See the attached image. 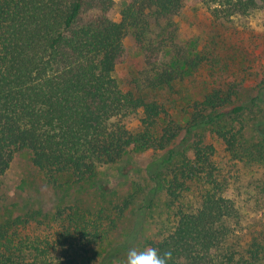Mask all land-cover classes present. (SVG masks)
Masks as SVG:
<instances>
[{"label":"trees","instance_id":"obj_1","mask_svg":"<svg viewBox=\"0 0 264 264\" xmlns=\"http://www.w3.org/2000/svg\"><path fill=\"white\" fill-rule=\"evenodd\" d=\"M190 4L207 15L191 44L170 20ZM115 8L116 0H0V180L22 150L60 185L64 176L87 182L136 148L149 153L152 192L128 235L98 256L128 200L63 204L44 219L11 217L10 208L0 215V264H115L159 192L170 225L144 247L170 252L168 264H264V62L251 66L256 94L241 99L247 57L229 36L264 0H122L118 21ZM128 36L140 58L124 84L116 72Z\"/></svg>","mask_w":264,"mask_h":264},{"label":"rangeland","instance_id":"obj_2","mask_svg":"<svg viewBox=\"0 0 264 264\" xmlns=\"http://www.w3.org/2000/svg\"><path fill=\"white\" fill-rule=\"evenodd\" d=\"M122 0H116L114 19L119 20V7ZM170 20L177 27V33L188 43H194L206 31L207 15L199 5L190 4L180 13L172 15ZM264 11L253 13L248 19L236 20L238 35L230 36L233 44L239 46L242 56L247 57L245 71L238 77L245 80L241 89V99H249L256 94L258 78L254 77V66L262 57L264 62V33L261 25ZM263 38L260 40V36ZM125 55L117 67V75L128 83L132 68L139 61V52L134 46L131 36L124 40ZM262 113V109L258 111ZM258 118V116H257ZM246 140L256 142L251 127L247 128ZM149 153L131 149L116 163L102 166L97 174L87 182L75 184L64 176L59 178L60 185L48 184L40 172L32 165L30 154L26 150L18 152L7 174L0 180V215L4 216L12 209L11 217L21 214L38 213L37 219H44L45 214L53 216L55 210L69 203H80L89 208H100L109 203L128 200L130 206L106 240L95 251L98 256L112 245L121 242L129 233L134 219V211L140 207L152 192L153 184L146 177L144 162ZM172 207L164 192L155 193L152 207L144 218V227L135 249H144V242L170 225ZM132 248V249H133ZM128 252V251H127ZM127 252L115 264H126Z\"/></svg>","mask_w":264,"mask_h":264},{"label":"clouds","instance_id":"obj_3","mask_svg":"<svg viewBox=\"0 0 264 264\" xmlns=\"http://www.w3.org/2000/svg\"><path fill=\"white\" fill-rule=\"evenodd\" d=\"M170 252L161 254L157 249L146 247L142 250L135 248L127 252L126 264H168Z\"/></svg>","mask_w":264,"mask_h":264}]
</instances>
